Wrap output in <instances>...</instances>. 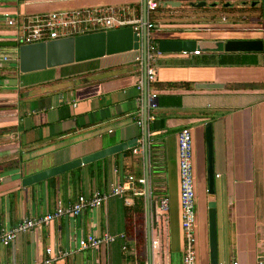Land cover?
Returning <instances> with one entry per match:
<instances>
[{
  "label": "crops",
  "instance_id": "1",
  "mask_svg": "<svg viewBox=\"0 0 264 264\" xmlns=\"http://www.w3.org/2000/svg\"><path fill=\"white\" fill-rule=\"evenodd\" d=\"M246 1L206 0L205 6L216 3L209 7L217 15L205 24L159 19L164 11L188 8L184 1L174 7L158 5L163 12H155L151 31L159 51L151 88L158 105L149 110L153 120L147 121L150 202L136 194L140 185L121 197L109 195L97 208L19 234L11 245L0 247V264H45L47 257L49 264H182L177 135L184 127L192 135L197 264H209V201L216 206L219 263L255 264L264 257V23L260 6L249 10L254 6ZM99 8L132 19L142 15V0H0V40L13 39L21 20L36 14ZM10 19L16 24L9 25ZM200 39L263 40V50L206 52L195 44ZM160 40L187 45L174 43L161 50ZM2 54L9 53L2 48ZM136 55L133 49L21 74L9 94L0 88V225L12 227L25 217L41 216L79 194H109L127 176L145 171L142 150L132 152L143 142L144 123L137 121L144 120L146 105L136 88ZM201 83L218 86L198 88ZM208 124L214 194L207 190ZM100 140L125 146L101 160L22 185L27 175L98 149ZM162 196L168 199L165 211ZM140 199L142 211L135 209ZM104 233H126L127 238L80 248L87 235Z\"/></svg>",
  "mask_w": 264,
  "mask_h": 264
},
{
  "label": "built area",
  "instance_id": "2",
  "mask_svg": "<svg viewBox=\"0 0 264 264\" xmlns=\"http://www.w3.org/2000/svg\"><path fill=\"white\" fill-rule=\"evenodd\" d=\"M164 0H146V19L143 15H138L135 18H126L123 14L116 15L115 12H107L104 9H81L70 11H53L49 13L36 14L21 20V27L18 34L13 37V40L18 44H29L36 42H46L49 40L75 36L96 31L114 29L118 27H132L137 37L138 51L135 60L139 63L140 75L136 81V88L139 94L143 95V100L146 104V109H143L146 116V124L148 119L152 121L153 117L149 116V110L157 107V94L151 90L153 82L156 80L157 68L155 60L159 51L156 43L153 41L151 31L155 24L149 19L150 12L154 11L158 5ZM251 1V0H249ZM253 1V0H252ZM9 25L16 24V21L10 19ZM144 29H145V50H144ZM198 53L199 51H195ZM16 61V50L13 52ZM13 56V54H12ZM7 60V58H5ZM9 60V58H8ZM138 124L144 123V120L138 119ZM145 125V123H144ZM148 135V132H147ZM178 142V160H179V182H180V207H181V226L184 235V250L182 255V264H197L196 251V191L195 177L193 169V149L192 135L189 128H182L177 135ZM147 158L148 169L136 177L129 175L126 182L118 185L109 194L95 192L92 195L79 194L74 201L62 204L58 203L51 211L37 217L28 216L13 225L12 227H4L0 225V247L11 245L17 236L21 233L32 231L37 225L48 224L52 221L67 216H78L85 210L97 208L103 204L109 195L121 197L129 189H134V186L140 185L141 191L136 194L146 195L149 186L150 195L151 187L147 170L150 174V150L148 136L143 138L140 147H134L132 152L139 153ZM147 154V155H146ZM145 166L147 168L146 162ZM135 191V190H134ZM160 208L167 209L168 199L165 196L159 199ZM116 239H125L123 233L119 235H110L104 233L102 235L89 234L80 241L81 249L98 248L99 246L111 243ZM124 245V244H123ZM123 248H126L123 246ZM50 249H47V253ZM50 257L45 258L44 263L49 264ZM224 264V263H219ZM230 264H238L237 261H232ZM255 264H264V257H258Z\"/></svg>",
  "mask_w": 264,
  "mask_h": 264
},
{
  "label": "water",
  "instance_id": "3",
  "mask_svg": "<svg viewBox=\"0 0 264 264\" xmlns=\"http://www.w3.org/2000/svg\"><path fill=\"white\" fill-rule=\"evenodd\" d=\"M187 3L189 7H200L206 5V0H164L161 1L162 7H174L182 2ZM240 3H246V0H239ZM260 2V3H259ZM216 3H209V6H215ZM252 6L259 5L261 8L262 22L264 23V0H253ZM142 15L146 19V0H142ZM144 50H145V29H144ZM176 43L180 48H184L187 43L182 41L160 40L158 47L163 50L165 46ZM195 44L204 51L209 52H233V51H261L263 50V40H209L200 39ZM137 47V37L130 26L119 27L114 29L96 31L69 37H61L46 42H36L29 44H18L17 41L0 40L1 48H12L16 50V67L20 74L42 71L48 68L63 66L75 62L86 61L100 58L105 55L128 52ZM216 83H201L198 88H214ZM157 102V100H156ZM146 109V105H144ZM144 137L147 139L148 127L146 116L144 115ZM206 144H207V177L208 193L214 194L215 174L212 165V134L211 125H206ZM125 143H108L100 140L98 149L87 153L83 156L52 165L33 174L27 175L22 180V185H32L52 176L68 172L76 167L89 162H94L122 151ZM147 155V154H146ZM145 162L148 169L147 158ZM147 170V176L149 177ZM148 203L150 202V189L147 188ZM149 208V207H147ZM208 216V243H209V264H219L218 245H217V223H216V206L214 201H209L207 205ZM148 229V250L151 246L150 239V219L147 213ZM150 255V253H149ZM150 258V256H149Z\"/></svg>",
  "mask_w": 264,
  "mask_h": 264
},
{
  "label": "rangeland",
  "instance_id": "4",
  "mask_svg": "<svg viewBox=\"0 0 264 264\" xmlns=\"http://www.w3.org/2000/svg\"><path fill=\"white\" fill-rule=\"evenodd\" d=\"M189 8V9H188ZM180 9V10H168L163 15L159 16V19H162L163 21H169L172 22V20H180L184 19L185 21H192L195 24H205L209 21H212L215 19L217 12L213 11V9H210V7L207 6H200V7H189ZM212 13V14H211ZM244 13V12H243ZM211 14V15H210ZM191 19V20H190ZM184 22V21H182ZM2 49V48H1ZM0 49V50H1ZM4 51L7 52L8 55L2 54L0 55V76H4V78L8 79L3 81L1 79L0 81V88L3 89L2 91L10 93L9 88H15L19 85L20 79L19 76L21 75L16 67V61L14 53L13 56L10 55L12 48H3ZM15 51V50H13ZM7 58V60H5ZM9 58V60H8ZM6 88V89H5ZM8 89V90H7ZM2 93V92H1ZM10 95H7L6 101L10 100ZM9 103V102H8ZM209 200H205V203H207Z\"/></svg>",
  "mask_w": 264,
  "mask_h": 264
},
{
  "label": "trees",
  "instance_id": "5",
  "mask_svg": "<svg viewBox=\"0 0 264 264\" xmlns=\"http://www.w3.org/2000/svg\"><path fill=\"white\" fill-rule=\"evenodd\" d=\"M258 8V7H257ZM251 9H255V6L253 7V8H249V10H251ZM161 10V9H160ZM159 10V7H157L153 12H150V14H149V19L153 22V23H155V19L156 18H158L157 16L158 15H156V11L157 12H159L160 11ZM257 11L259 12V16H260V13H261V10H260V7L257 9ZM161 12H163V10H161ZM160 12V13H161ZM166 11H164L163 13H165ZM161 16V15H160ZM160 18V17H159ZM154 29V28H153ZM152 29V30H153ZM153 41H154V39H153ZM155 42V41H154ZM223 64H236V63H234V62H231V63H224V62H222ZM158 105V104H157ZM151 123V122H150ZM150 128H152V124H151V126H150ZM139 176H141V174H139L138 175V177ZM137 177V176H136ZM141 198V197H140ZM142 199V198H141ZM137 200V203H135V209L137 210H140V211H142L143 210V205H142V203H143V201L142 200ZM131 209V208H130ZM129 234H130V230H129ZM124 236H125V239L127 238V234L126 233H124ZM125 239H121L120 241H122V240H125Z\"/></svg>",
  "mask_w": 264,
  "mask_h": 264
}]
</instances>
